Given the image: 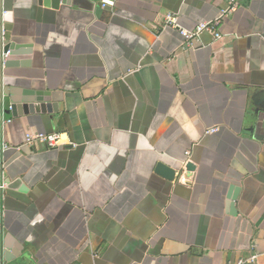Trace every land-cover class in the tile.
<instances>
[{"label": "crops", "instance_id": "0c3cea01", "mask_svg": "<svg viewBox=\"0 0 264 264\" xmlns=\"http://www.w3.org/2000/svg\"><path fill=\"white\" fill-rule=\"evenodd\" d=\"M99 2L0 5L21 45L5 99L52 107L0 126V230L19 264H264V0L223 17V0ZM218 18L219 38L185 44L180 29Z\"/></svg>", "mask_w": 264, "mask_h": 264}, {"label": "water", "instance_id": "95a60500", "mask_svg": "<svg viewBox=\"0 0 264 264\" xmlns=\"http://www.w3.org/2000/svg\"><path fill=\"white\" fill-rule=\"evenodd\" d=\"M12 1L13 0H0L1 5V13L11 11L12 9ZM65 1V0H63ZM67 1V0H66ZM98 1V5H102L99 1L100 0H93ZM112 1V0H111ZM19 44H9L8 42L5 43L3 40L0 41V66L4 68H11L17 65L16 57L17 54L20 52ZM28 48L30 45L27 46ZM19 50V51H18ZM29 52V49L26 50ZM8 53L7 56H3L4 54ZM6 93L3 88H0V126L3 123V115H11L12 117H20L23 114L32 113L34 111L41 110L42 112L50 111L51 106L49 102L44 100V97L48 98V94H40L38 95L37 99H27L23 100V102H17L13 100H6ZM35 101V102H34ZM34 103H36L34 105ZM37 103H40L37 105ZM42 103V104H41ZM46 103V104H44ZM41 105V106H40ZM40 108V109H39ZM3 174L2 165L0 161V184H3ZM238 188L235 185H230L227 195V204L230 207V214L234 215L233 205L237 198ZM22 248L20 245L15 243L13 237L9 234L3 233L0 230V264H19L18 259L22 257ZM253 264V262L251 263Z\"/></svg>", "mask_w": 264, "mask_h": 264}, {"label": "built area", "instance_id": "2783aa9c", "mask_svg": "<svg viewBox=\"0 0 264 264\" xmlns=\"http://www.w3.org/2000/svg\"><path fill=\"white\" fill-rule=\"evenodd\" d=\"M227 3L228 7L227 10L222 13V17L231 14L234 12L238 6V0H223ZM104 4H108L104 2ZM176 16L168 14L164 18V26H177L176 25ZM220 19L208 22H200L194 30L186 31V30H179L180 34L185 39L186 45H191L194 40H196L202 33L207 32L213 34L215 38H219L220 35L217 32L218 25L220 23ZM4 36V29L2 27V20L0 19V41L3 40ZM8 53L4 54L3 56H7ZM216 129H211L206 131V134L214 133ZM62 134L60 133H53V134H41V133H30L27 134L25 137V144L27 146H35L36 144L46 146L48 148H54L60 145ZM3 184H0V189H2Z\"/></svg>", "mask_w": 264, "mask_h": 264}]
</instances>
